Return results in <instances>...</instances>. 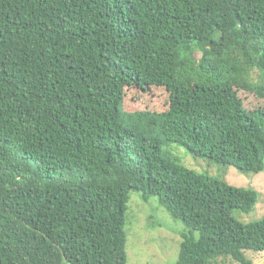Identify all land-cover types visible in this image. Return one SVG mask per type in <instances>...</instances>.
<instances>
[{
	"label": "trees",
	"instance_id": "trees-1",
	"mask_svg": "<svg viewBox=\"0 0 264 264\" xmlns=\"http://www.w3.org/2000/svg\"><path fill=\"white\" fill-rule=\"evenodd\" d=\"M155 87L171 109L125 110ZM243 93L264 102V0H0V264H127L131 191L184 224L173 264H252L257 190L165 148L262 171Z\"/></svg>",
	"mask_w": 264,
	"mask_h": 264
},
{
	"label": "rangeland",
	"instance_id": "rangeland-1",
	"mask_svg": "<svg viewBox=\"0 0 264 264\" xmlns=\"http://www.w3.org/2000/svg\"><path fill=\"white\" fill-rule=\"evenodd\" d=\"M125 97L124 108L127 111L171 109L168 92L163 87L138 93L134 89ZM245 109H253L264 102L252 94H242ZM123 109V107H122ZM170 147L179 163L194 169L199 173L209 174L225 180L228 184L238 187H251L258 192V202L253 211L243 213L233 211V216L242 223L259 219L264 215V168L258 173L244 174L235 167L225 164H216L206 157L193 156L184 147L174 143ZM126 254L127 264H173L179 253L180 232L184 224L171 216L159 203L157 197H151L144 202L139 192L131 191L127 202ZM245 255L252 260V264H264V250H245ZM219 264H238L227 258Z\"/></svg>",
	"mask_w": 264,
	"mask_h": 264
}]
</instances>
